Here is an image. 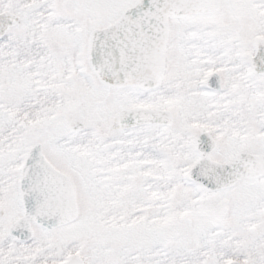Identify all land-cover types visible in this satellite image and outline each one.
Instances as JSON below:
<instances>
[{
	"label": "snow or ice",
	"instance_id": "1",
	"mask_svg": "<svg viewBox=\"0 0 264 264\" xmlns=\"http://www.w3.org/2000/svg\"><path fill=\"white\" fill-rule=\"evenodd\" d=\"M0 264H264V0H0Z\"/></svg>",
	"mask_w": 264,
	"mask_h": 264
}]
</instances>
